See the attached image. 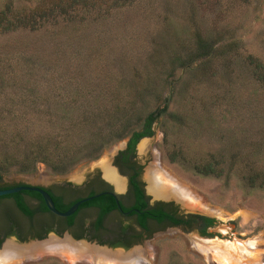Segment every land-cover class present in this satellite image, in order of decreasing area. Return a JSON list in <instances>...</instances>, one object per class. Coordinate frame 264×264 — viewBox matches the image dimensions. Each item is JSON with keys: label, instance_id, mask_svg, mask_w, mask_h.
<instances>
[{"label": "rangeland", "instance_id": "obj_1", "mask_svg": "<svg viewBox=\"0 0 264 264\" xmlns=\"http://www.w3.org/2000/svg\"><path fill=\"white\" fill-rule=\"evenodd\" d=\"M14 1L25 7L36 2ZM212 33L234 39V46L220 49L204 66L184 74L174 101L169 97L157 100L162 111L152 122L151 134L136 141L135 157L142 165L140 177L146 194H150L146 179L155 162L201 207L188 208L175 198H166L167 202L182 214L198 213L215 219L207 228L212 235L203 237L217 238L223 248L225 241L255 242L248 254L228 251L232 261L227 264H264V187H245L237 173L202 175L190 163L170 162L165 156L174 143L182 147L188 159L221 152L226 163L232 153L239 163L250 161L264 170V83L253 79L247 59L251 56L264 64V0H133L121 6L100 5L82 22L0 32V124L5 122L16 132L22 129L21 151L28 135L53 133L59 128L46 115L59 112L65 120L75 119L97 102L106 81L131 79L134 73L165 77L170 59L189 56L197 34L210 44ZM79 93L84 94L73 103H64ZM93 127L77 125L68 138L81 142ZM124 140H112L97 156L82 159L62 173L37 162L28 171L10 166L1 176L5 182L79 183L85 174L97 170L107 178L106 168L114 170L109 168L111 156ZM78 188L84 191L86 186ZM148 199L162 198L149 195ZM83 216L87 219L91 213ZM156 229L150 238L125 250L141 251L140 264H224L194 246L192 239L200 238L194 228ZM50 232L42 240L54 237ZM55 234L59 240L70 239L63 231ZM39 255L14 264H104L59 253Z\"/></svg>", "mask_w": 264, "mask_h": 264}, {"label": "trees", "instance_id": "obj_2", "mask_svg": "<svg viewBox=\"0 0 264 264\" xmlns=\"http://www.w3.org/2000/svg\"><path fill=\"white\" fill-rule=\"evenodd\" d=\"M132 1L36 0L33 5L25 7V5H19L14 0H4L0 5V32L22 28L32 30L59 22H82L88 17L92 9L100 5L113 7L126 5ZM212 35L214 37L209 38L211 43L208 44L206 38L197 34L194 48L189 56L185 55L169 60L165 77L157 79V77H152L153 75L150 76L149 73L142 75L131 71L134 73L131 75V79L120 77L110 83L106 81L102 87L105 90L97 96V102L95 101L89 109L78 114L75 119L65 120V115L59 112L54 113V115H46L48 120H55L59 128L54 130L53 133L28 135L29 137L23 144L21 151L18 149V145L22 139V129H16L17 132L10 130L5 122H2L0 124V176L10 166L20 171H28L33 169L37 162H42L51 171L62 173L82 159L97 156L105 145L121 137L126 138L127 148L132 150L140 137L151 134L152 122L162 111V107L158 108L157 100L159 102L160 99L163 101L169 97V100L174 101V96L177 95L176 87L179 86L184 74L201 68L217 51L225 47L229 50V47L235 44L234 39H226L214 33ZM247 59L248 64L251 65L250 73L253 79L259 83H264L263 62L251 56H247ZM175 71L179 72L175 73ZM159 90L169 95L167 97H165L166 95L161 96ZM83 91L87 93V89ZM83 94L74 95L64 103H73L76 97H81ZM153 103L157 105H154L155 107L151 109L150 106ZM1 120H3V117ZM91 124L94 127L83 141L74 142L69 140L68 136L76 130L77 125ZM103 124L105 125L104 128H102ZM234 155L229 153L226 163L221 152L220 154L209 152L206 156L199 157L197 160L190 158L189 160L183 153L182 147L174 143L165 153L170 162L190 163V167L196 173L213 176H228L231 173H237L245 187H264V170L255 167L250 161L243 160L239 163ZM53 201L55 207L59 210H63L67 206L55 198H53ZM16 202L24 210L27 209L18 197H16ZM82 204L97 206L99 218L103 213L114 207V200L110 195L102 193L83 201ZM42 208L45 209L43 204ZM132 210L129 214L134 216L140 224H145L146 218H152L163 223L159 227L166 225L186 227L185 229L198 227V233L204 236L212 235L211 232L207 231L206 226H212L215 222L213 217L206 215L197 213L182 214L169 201H159L157 204L149 205L139 189L135 191ZM61 219L69 222L71 215L64 216ZM196 221H200V224L194 225ZM97 222L98 220L95 223ZM74 237L78 238L79 235Z\"/></svg>", "mask_w": 264, "mask_h": 264}, {"label": "flooded vegetation", "instance_id": "obj_3", "mask_svg": "<svg viewBox=\"0 0 264 264\" xmlns=\"http://www.w3.org/2000/svg\"><path fill=\"white\" fill-rule=\"evenodd\" d=\"M110 161V166L108 165L109 168L114 169L116 174L124 181L123 189L117 192L115 190L117 203L114 197L109 193L114 190V185L105 176L100 175L97 170H92L85 174L79 183L69 180L51 181L49 184H44L36 180L5 182L3 181V177L0 176V188L21 184L41 186L50 194L51 198L53 197L60 203L67 205L66 208L78 198L93 193H105L110 195L114 200V207L103 213L99 218L97 206L82 204L81 202L77 205L75 210L69 214L71 215V220L67 222L65 219H61L64 216L57 215L46 207L45 209L42 208V204L44 205V203L36 190L20 189L14 192L1 194L0 248L7 240H12L15 243L24 242L34 238H42L49 231H53L54 233L66 231L73 237L79 235L78 238H85L97 243H106L108 246H122L125 248L150 238V236L157 231L156 228L163 223L155 221L152 218H146L145 224H140L136 221L134 216L129 214L130 211H133L135 191L139 189L149 205L157 204L159 201H167L159 199L150 201L148 199L150 194L148 195L145 193L143 180L140 177L142 165L135 157V148L133 147L132 150L127 148L126 138L123 145L114 151ZM82 185H85L86 188L84 191H79L78 187ZM16 197H18L27 208L26 210L16 202ZM86 212L91 213V216L84 219L85 217L83 215ZM96 220H98L97 223H95ZM197 224H200V221H196L194 225ZM171 226L176 225H166L163 227ZM208 227L210 226H206V229ZM193 228L197 234H199L198 227ZM201 236L203 237L204 235ZM206 238L208 237H203V239ZM114 243L117 245H110Z\"/></svg>", "mask_w": 264, "mask_h": 264}, {"label": "bare ground", "instance_id": "obj_4", "mask_svg": "<svg viewBox=\"0 0 264 264\" xmlns=\"http://www.w3.org/2000/svg\"><path fill=\"white\" fill-rule=\"evenodd\" d=\"M106 170L107 179L112 182L116 190L123 189L124 181L116 174L115 170H110L108 168H106ZM146 180L148 182L147 191L154 198H175L188 208L201 207L198 200L195 199L189 191L181 187L179 183L164 173L155 162L154 166L149 171ZM41 241H36L34 244V241L28 242L30 244H17L12 240H7L3 245V248L0 249V264H14L23 258H32L33 256L42 253H59L65 256H70V258L73 259L86 257L88 259H94V261H102L101 263L104 264H140V260L142 261L141 251L139 250L126 253L127 251L124 252L118 249L112 250L94 246L92 244L88 245L83 241H73L70 239H67L66 241L59 240L55 236L45 241ZM192 242L196 248L205 252H210L224 264L231 263L232 261V257L228 251H240L241 253L248 254L250 253L248 248L254 247L255 245V242L252 239L245 241L235 240L234 242L225 241L222 242L225 245L224 248L220 247L221 243L217 238L203 239V237H194Z\"/></svg>", "mask_w": 264, "mask_h": 264}, {"label": "water", "instance_id": "obj_5", "mask_svg": "<svg viewBox=\"0 0 264 264\" xmlns=\"http://www.w3.org/2000/svg\"><path fill=\"white\" fill-rule=\"evenodd\" d=\"M142 137H145V136H142ZM141 138V137H140ZM114 187V186H113ZM20 189H33V190H36L39 194H40V196H41V198H42V200H43V203H44V205H45V207L47 208V209H49L50 211H52L53 213H55V214H57V215H61V216H66V215H69V214H71L74 210H75V208L77 207V205L79 204V203H81V202H83V201H85V200H87V199H90V198H92V197H95V196H97L98 194H100V193H93V194H89V195H87V196H84V197H80V198H78L77 200H75L74 202H72L66 209H64V210H59V209H57L55 206H54V202H53V200H52V198H51V196H50V194L43 188V187H41V186H34V185H24V184H21V185H14V186H10V187H6V188H0V195L1 194H6V193H10V192H14V191H17V190H20ZM115 188H114V190H112V192L110 191L109 193L114 197V199H115V202L117 203V199H116V196H115V193L117 192H115ZM147 190V189H146ZM151 195V194H150ZM152 196V195H151ZM165 199L166 198H162V199H160V200H164L165 201ZM154 200V199H153ZM173 201V200H172ZM174 202H175V200H174ZM180 204H181V202H180ZM180 207V206H179ZM183 208L181 207V210H182ZM208 216V215H207ZM171 227H175V226H171ZM178 228H180V226H177ZM63 234L64 235H66V236H68L71 240H73V241H83V242H85V243H88V244H92V245H94V246H99V247H104V248H108V249H118V250H121V251H125L127 248H125V247H122V246H108V245H106V244H101V243H97V242H95V241H89V240H87V239H85V238H75V237H73V236H71L68 232H66V231H64L63 232ZM49 235H53V236H57L54 232H50L49 233ZM197 236H199V237H202L201 235H199V234H196ZM58 237V236H57ZM42 240V238H34V239H31L30 241H34V242H36V241H41ZM28 241H24V242H16V243H18V244H25V243H27ZM27 258V257H26ZM25 258V259H26Z\"/></svg>", "mask_w": 264, "mask_h": 264}]
</instances>
